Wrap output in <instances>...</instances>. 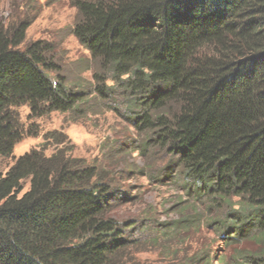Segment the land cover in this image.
I'll use <instances>...</instances> for the list:
<instances>
[{"label":"trees","instance_id":"1","mask_svg":"<svg viewBox=\"0 0 264 264\" xmlns=\"http://www.w3.org/2000/svg\"><path fill=\"white\" fill-rule=\"evenodd\" d=\"M72 5L71 32L94 64V93L120 90L145 135L142 153L166 152L165 170L182 181L172 182L184 199L178 217L153 230L149 243L160 237L165 256L154 264H264V0ZM29 26L0 23L2 158L24 135H38L24 131L19 108L39 118L80 114L88 102L50 76L58 69L51 42L22 48ZM103 173L62 148L18 157L0 174V264H140L130 252L139 242L125 232L136 224L112 216L113 184Z\"/></svg>","mask_w":264,"mask_h":264},{"label":"rangeland","instance_id":"2","mask_svg":"<svg viewBox=\"0 0 264 264\" xmlns=\"http://www.w3.org/2000/svg\"><path fill=\"white\" fill-rule=\"evenodd\" d=\"M72 4L73 0H0V23L8 26L28 20L30 26L22 48L38 40L51 42L58 69L50 76L59 75L67 85H76L77 90L85 92L88 101L81 106L80 114L52 112L33 118L28 107L19 108L24 131L35 128L38 135H24L10 158L0 157V174H5L18 157L32 149L50 156L62 148L67 155L103 170L113 184L112 216L122 227L136 224L125 231L129 238L139 242L138 249L132 248L130 252L140 264H154L165 256L160 237L157 245L151 247L149 243L157 235L153 230H157L158 224L178 217L182 191L172 182L182 181L165 170L173 160L166 152L150 147L142 153L145 135L128 119L122 92L115 88L105 98L94 93L89 70L94 64L71 32L76 19ZM53 133L64 136L61 145L46 139ZM205 234L212 236L210 232ZM190 248L192 252L193 245ZM215 248L224 247L217 243Z\"/></svg>","mask_w":264,"mask_h":264}]
</instances>
